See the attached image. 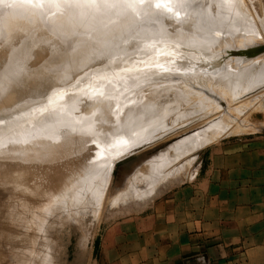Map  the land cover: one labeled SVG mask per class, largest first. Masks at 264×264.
<instances>
[{
	"label": "rangeland",
	"instance_id": "374dc122",
	"mask_svg": "<svg viewBox=\"0 0 264 264\" xmlns=\"http://www.w3.org/2000/svg\"><path fill=\"white\" fill-rule=\"evenodd\" d=\"M22 1L23 0H12V1L11 0L10 1L9 0H6V1L0 0V4H2V5H0V15H1V18H0V23H1V25H0V30H1L0 31V50H1L0 51V59H1L0 60V69L2 68V70H0V119L5 120L4 122H0V133L3 132V129H1V128H6L8 125H12L16 128L19 124H22L24 122V120H26L30 116V114H27V112L30 109H31L30 111L33 112V114H31V115H35L36 120H35V123L30 126V128L29 127L23 128L22 133H21L22 134L21 138H17L18 137L17 136V137H13V139L11 140L12 137H10V135H7L8 138L4 139L2 137L0 139V142H1L0 143V146H1L0 147V154H1L0 159L2 161L3 160L5 161L7 158V160L5 162L3 161L5 163V166L3 165V162L0 160V165L2 164L1 169H0L1 170L0 173L1 174L4 173L2 175L6 176L5 179H3V180L0 179V181H1L0 182V264H95L94 263V256H93L94 250H95L94 245H93L95 242V237L108 223H110L112 220L116 219L118 216L123 214V212H125L128 207L133 206V205L138 204V203H141L145 198L156 196L163 190L173 188L175 186H178L182 183L189 181L190 179H192L193 175L196 174L197 169L201 168L209 159H211L212 156L214 157L215 154H218L215 150L218 149L219 147H221L223 144H227L229 142H235V141H238L239 139H241V140H258L260 138H264V87H263L264 82H261L262 84L255 83L252 86L249 85L248 87L243 88V90L239 94H237L238 96L237 95H234L235 97L229 96V98H227V99L221 92H219L220 93L219 94L218 93L219 90L216 87H214L213 84L211 85L209 82L206 83V85L204 83L201 84V82H199L200 85L198 83L188 84L189 82H187V81H189L188 80L189 79L188 74H200V72L205 70V68L203 66L206 67V71H209L210 69H211L210 71H212L214 69L213 70L214 72L216 70H217L216 72H221V71H224L226 69L227 71L225 70L224 72L226 73V75L228 77L230 75V78H232V76L234 78L235 77L234 73L235 74L239 73L238 72L239 70L241 71L240 73L247 74L248 71H253V70L255 71L256 70L255 72H257V70L261 69L260 68V67H262L261 64L264 65V58H263L264 48L261 49L260 51H257L256 49L264 44V42H263L264 41V36H263V32H264L263 31L264 30V24H263L264 23L263 22L264 21V0H240V5L238 6V8H236L232 12L229 11L230 10L229 7H228L229 10H228L226 7H223V6H221V4H218L216 2L217 0H212L211 7L215 11V13H217L219 16L221 15V17L226 16V18H228L227 20H223L221 18L213 19L215 21L212 20L213 22H215V24L217 23V24L221 25V27L223 29L220 31L228 30V28H229V30H231V32L237 31V33L245 35V36L242 35L241 37L239 36L237 38H236V36H235V38L231 37L230 40H228L225 44H222L219 48H217L218 50L215 49V51L210 46L211 43L206 44L204 41H196L195 40L197 37V34L189 31L190 30L189 28L191 27V22H190L189 17H192L194 14L193 8L188 9V11L185 14H182V12L179 11V9H180L179 3H174L172 5V7L174 9V13H167V15H165L163 17V11H165V10L161 9V8L160 9L154 8V2H151L152 4H150V2H148L147 0H145L144 5L141 3H136L134 8L133 7L128 8L127 4L125 3L123 6L122 13H119V14L108 12L109 10L111 11L112 9L115 10V6H113L114 5L113 2H110L106 5L105 3L100 2V0L99 1L98 0H82V2H81V0H76V1L75 0H60V1L59 0H54V1L53 0H38V2H36V0H34L33 5H32V3H27V2L25 3L24 1L23 2ZM207 1H209V0H200L198 5L199 6L206 5L205 3ZM39 2H40V4H39ZM147 3H149V5ZM28 4H29V6H28ZM63 4H65V5H63ZM38 5H40V6H38ZM62 5H63V7H62ZM109 5H111V6H109ZM15 7H17V8H15ZM19 8H20V10H19ZM54 8H55V10L57 9L56 10L57 14H55ZM88 8H89V10H88ZM147 8H149V9H147ZM176 8H179V9H176ZM223 8H225V10ZM58 9H60V10H58ZM18 10L22 13H20ZM33 10L34 11L36 10V11L34 12ZM221 10H223V11L221 12ZM13 11L15 13V14L13 13L14 15L12 14ZM29 11H30V13H29ZM73 11H75V13H72ZM91 11H93V12H91ZM178 11L181 15V16L179 15V17H177L175 15V12H178ZM129 12L132 14H130ZM27 13H29V14H27ZM129 15L132 17H130ZM182 15L185 17V19L181 18ZM22 16H23V18H22ZM27 16H28V18H27ZM66 16H67V18H66ZM73 16H75V17H73ZM160 17L161 18L163 17V18L161 19ZM197 17H198V15H197ZM2 18H3V20H1ZM195 18H196V16H195ZM115 19H117V20H115ZM123 19H126V20H124V22L122 23L123 25L119 26L118 23L121 22L119 20H123ZM168 19H170V20H168ZM3 21H5V23ZM160 21H161V24L163 23V21H164V23L166 21V23H165L164 27H161V29H158V27L160 25ZM169 21H171V22H169ZM173 21H175V22H173ZM64 22H66V24ZM108 23H109V25H108ZM154 23H158V24H154ZM172 23H174L173 26H172ZM185 23H186V27H184L182 29L181 26ZM226 23H228V24H226ZM96 24H97V26L98 25L99 26L97 27ZM235 24H236V26H235ZM244 24L246 27L244 26ZM116 25H118V27H116ZM223 25H224V27L225 26L226 27L224 28ZM13 26H15V27H13ZM150 26H152V27H150ZM198 26H201V24L199 23ZM230 26H231V28H230ZM252 26H253V28H252ZM1 27H2V29H1ZM7 27H8V29H7ZM165 27L167 30L166 29L164 30ZM171 27H173L174 29ZM243 27L245 28V30H242V29H244ZM169 29H170V31H169ZM112 31L114 33H112ZM162 31H166L167 34H169L173 38V41H177L176 42L177 44L180 42L183 45H185L186 41H191L190 42V48L187 47L188 49L186 48V50L188 51V53L191 52L190 54H192L193 59L191 61H189L190 64L187 63L186 65L185 64L181 65V66H183L182 70H177V71L174 70V72H173L172 71L173 69H170V67L166 70H163L162 66L164 64H166L165 63V60H166L165 56L159 58V60H161L162 63L159 61L157 63L155 62V64L152 65L149 63V61H147V59H148L147 53L145 54V51H144V48L147 46L146 43L154 42L153 40H155L156 34H158L159 32H162ZM218 33H220V32L218 31ZM183 34H185L187 36L186 37L187 39L181 41L180 37ZM254 34H255V36H254ZM256 34H257V36L259 35V37H257ZM147 35H149V36L147 37ZM251 35L254 36V37H252V40H248V39L245 40V38H248ZM13 36H15V38H12ZM94 37H95V39H94ZM243 37H245L244 38L245 41L243 40ZM150 39H152V41H150ZM232 39H234V40H232ZM246 41H250V42H246ZM195 42H197V43H195ZM135 43H136V45H135ZM248 43H250V44H248ZM253 43H255V44H253ZM143 45L145 47H143ZM244 45H245V47H244ZM246 45H248V46H246ZM80 46H82V47H80ZM241 46H243L244 48L243 47L241 48ZM57 47H59V48L57 49ZM221 47H223V48H221ZM157 48H159V47L155 46L156 52L157 51L160 52L159 50H157ZM181 48L185 49V47H183V46ZM7 50H8V52H7ZM12 50L15 52H13ZM145 50L147 52V50H148L147 47L145 48ZM214 53H215V55H214ZM216 53H218V54H216ZM158 54H161V53H158ZM8 57H11V58H8ZM199 57H200V59H199ZM260 57H261V59H260ZM12 58H14L15 61H13ZM231 58H233V59H231ZM245 58H246V60H245ZM108 59H109V61H108ZM234 59H235V61H234ZM110 60H111V62H110ZM113 61H114V63H113ZM192 62H193V64H192ZM225 62L227 63V65ZM115 63H116V65H115ZM120 63L122 65H120ZM128 63H129V65H128ZM239 63H241V64H239ZM251 63H252V65L250 66ZM222 64L225 65V68ZM29 65H30V68H29ZM101 65H103V66H101ZM139 65L141 66L140 69L138 67ZM201 65H202V68H201ZM239 65H241V67ZM253 65H254V67H253ZM6 66H7L8 71L6 70L7 72L6 71L4 72L3 70ZM116 66L118 67V70H116L117 69ZM129 66H131V67H129ZM248 66H250L252 68L249 69L250 67H248ZM12 67H14V68H12ZM24 67L26 69L29 68L30 71L26 70ZM106 67H107V69H106ZM123 67H128V69L125 70V68H123ZM184 67H185V69H184ZM236 67H238L239 70ZM233 69H234V71H233ZM235 69L237 71H235ZM9 70H11V71H9ZM162 70H163V72L159 73ZM126 71L129 72V75L132 76V78L137 79L136 85L141 87V90L143 91V93L146 92L145 94H149V95L152 94L151 99H152V97H153V99L152 100L150 99L149 103L151 102L154 105L156 104L155 107L152 104L150 106V108H151L150 113H152V115H150V113L148 112V113H146L147 115L145 116V114L143 115V113H142L143 110L140 111L141 117H138V119L136 118L134 120V122L131 123V125L135 123V125H133L134 127L132 126L130 128L131 131H129L130 129H127L125 131H119L118 135L115 136L116 142L124 140V141H127L128 143L126 145H124V144L117 142L115 148H112L113 150H111L110 148L107 149L106 147H104V146H106V143H105V140H103L104 139L103 137L102 138L98 137L99 140L98 139L90 140L91 143H90V141H86L85 144H87L89 142L87 145H93V148H91L90 146L89 147L86 146L84 143L76 141L75 138L77 135L80 136V135L86 134V133H88L89 135L90 134L91 135H93V134L97 135L98 134L99 136L100 135L104 136L105 131H107L105 129V127H107V125H111L112 124L111 121L114 119L117 121L120 119L121 121L119 120L120 122L118 121L116 123L117 124L121 123L120 125L124 126L123 122H125L128 119V117H127V119H126V117L124 118V116H126V114L124 112H123L124 113L123 114L122 110L125 111L126 107L123 106L121 109L120 108H118V110L116 109V104L121 102V98H122L121 93L117 87L124 85V83H123V81L119 80V82L115 84V78L119 76V73L121 74L122 72H126ZM232 71H233V73H232ZM27 73H29V75ZM32 73H33V75H32ZM179 73H180V75H179ZM10 74H11V76H10ZM147 74H150L151 77L148 76ZM129 75L127 76L128 79L130 77ZM108 76H110V78ZM145 76L149 77V79L147 78V80H146ZM158 77L161 78L162 80L159 79ZM176 77H178L179 79ZM126 78H124V79H126ZM152 78H154L155 80ZM158 79H159V81L161 80V82H159ZM143 80H145L144 86H141L143 83L142 82ZM165 80H167V81H165ZM183 80L185 81V84H183V82H184ZM125 81H127V80H125ZM179 81H181V82H179ZM107 82H109V83H107ZM13 83L14 84L16 83L15 84L16 88H15V85ZM152 83H153V85H152ZM166 83H167V85H165ZM147 84L149 86H147ZM171 84H174V86H171ZM201 85H202V87H201ZM86 86H87V88H86ZM156 86H157V88L159 86H161V87H159V89H156ZM175 86L177 87V89ZM189 86L191 88H189ZM206 86H207V89H206ZM208 86L211 87L213 90L212 89L209 90ZM250 86L252 87V89ZM254 86H255V88H254ZM194 87H195V89H194ZM116 88H117V90H116ZM146 88H147V90L145 91ZM3 89H5L6 91ZM183 89H185V90H183ZM60 90H66L65 95H63L62 97L57 95V93ZM154 90H155V92L153 93ZM193 90L203 91V92H205V90H207V93L209 95H211V99H213V101L215 103L217 102L216 103V109H213V111H211V112L208 111L206 113L205 112L203 113L202 110H204V109L201 108L200 111L202 112L201 113L202 116L200 115L199 119H197L194 122L191 120L193 117H195V116L191 117V114H192L191 111L195 110L194 109L195 104L193 103V101H195V102L202 101L203 96L200 95V96H196V97L192 98L195 100H189L188 98L185 99L186 97L190 98L189 94H191V92ZM95 91H96V93H95ZM90 92H93V93H90ZM245 92L247 94L248 93L249 94L247 95ZM94 93H95V95H94ZM107 94H108V96H107ZM242 94H246V95H242ZM216 95H219V96L217 97ZM221 95L224 98H219V97H221ZM88 96H90V97H88ZM93 96H95V97H93ZM24 98H25V100H24ZM97 98H98V100H97ZM110 98H112L111 102L109 100ZM118 98H120V99H118ZM234 99H236V100H234ZM185 100L187 103L184 102ZM226 100H227V102L229 101V103H231L229 105V108H228V106H226L227 105ZM230 100H232V101L230 102ZM189 101H191V102H189ZM224 101H225V103H224ZM90 103L93 106L89 105ZM106 103H107V106H106ZM185 103H186V105H185ZM243 103L246 104L247 108H245L246 106L245 107L241 106V104L243 105ZM17 105H20V107ZM87 105H89V106H87ZM99 105H100V107L101 106L102 107L100 108ZM69 106H70V108H68ZM97 106H98V108H97ZM103 106H106V107H103ZM111 106H113V107H111ZM157 106H158V108H157ZM235 106L239 107V108H236L237 109L236 110ZM259 106L261 108H259ZM82 107H84V108H82ZM95 107H96V109H95ZM114 107H115V110H114ZM180 107H182V108L180 109ZM240 107H242L243 109H246V110H244V112L241 113L239 110H243V109H241ZM77 108H78V110H77ZM102 108L104 109L103 113L101 112V111H103ZM105 108H107L108 110ZM152 109H153V111H152ZM188 109L190 110V113H188L189 112ZM61 110H63V111L65 110V112H67L68 114H73L74 116L76 115V117H78V118H75V120L73 119L74 121L73 120L72 121L74 122V124L77 123V125L73 126L72 121L71 122L70 121L65 122L69 115L68 116L64 115V117L60 116L56 120V116L59 113V111H61ZM21 111H23V112L20 113ZM107 111L109 113L111 112L110 114L112 116L109 113H107ZM162 111H163V113H162ZM180 111L182 112V114ZM78 112H80V113H78ZM98 112H100L99 113L100 116H99ZM183 112L185 115L183 114ZM94 113L97 115H94ZM119 113H120V115L122 113L121 116L123 118L120 115H117ZM222 113H224V114L226 113L227 118L232 119L231 124H233L236 121H240L241 125L244 126L245 130L243 129V127H241L242 129L234 132L233 129H231V131H230L229 128L228 129L227 128H220L218 130L221 131L222 134L219 137H217L216 139H214L213 141H211L207 144H204L203 146H201L199 148L197 147L194 150H191L189 152H185V148H184V146H182L181 143L185 142V141H190L191 137L193 139L196 138V136L198 134H199V136H203L205 133H207V130L206 131L204 130L205 126H207L208 124L211 123V121L209 122V120L212 119L214 122L215 120L219 121L220 119H222L220 121H223L225 119L226 114L224 116V114H222ZM101 114H103V116H101ZM233 114H235V115L233 116ZM89 115L91 116V118ZM108 115L110 118L109 120H108ZM194 115H197V114H194ZM105 116L107 117V120H106ZM113 116H114V118H113ZM116 116H119V117H116ZM143 116H145L144 117L145 119H143ZM180 116H181V118H180ZM230 116H232V117H230ZM85 118H88L89 121H88V119L85 120ZM103 118H104V120H103ZM130 118H132V116ZM237 118L239 120H237ZM98 119H99V122H97ZM189 119H190V121H189ZM81 120H83V122ZM181 120H184V121H181ZM57 121H58V125H56ZM104 121L106 123H104ZM153 121H158V122H153ZM160 121L162 123H164L165 125L164 124L161 125L162 123H159ZM100 122H102V123H100ZM127 122L128 121H126L125 123H127ZM64 123H66V125H68V126H66V125L64 126ZM69 123L70 124L72 123L71 126ZM97 123H99V124H97ZM136 123H137V127H136ZM156 123L160 124V126H158ZM229 123H230L229 121L228 122L226 121L225 124L230 125ZM243 123H245V125ZM91 124H94V125H91ZM138 124H139V126H138ZM150 124H151V126H148ZM152 124H153V126H152ZM154 124H155V128H154ZM204 124H205V126L203 127ZM53 125H54V127H53ZM95 125H96V127H94L95 129L91 128ZM167 126H169V127H167ZM245 126H247V127H245ZM69 127H71V128L69 129ZM81 127H82V129H81ZM144 127H145V129H144ZM160 127H162L163 129ZM27 128H29V129H27ZM48 128H49V130H48ZM146 128H148V129L146 130ZM151 128H154L155 130L151 129ZM41 129H44V131ZM45 129H47V130H45ZM50 129H52V130H50ZM60 129H62V130L60 131ZM75 129H77V130H75ZM137 129H139L140 131H138ZM39 130H41L40 135H39V132H40ZM93 130H94V132H93ZM145 130H146V132H145ZM74 131H75V134H74ZM95 131H96V133H95ZM44 132L46 135L44 134ZM149 132L152 133L153 135L150 134ZM18 133L19 132H14L13 135H16V134L18 135ZM59 134L62 136H60ZM146 134H148V135L145 136ZM156 134L157 135L160 134V135L153 139V137H155ZM50 135H51V137H50ZM63 135H65V136H63ZM136 135H138V137H136ZM7 136H5V137H7ZM119 136L121 139L119 138ZM149 136L152 138H148ZM146 137H147V139H145ZM23 138H24V141H23ZM6 139H8V140H6ZM46 139L49 141H47ZM68 139H72L71 145H72V147L74 145L73 148H75L74 153H72V154H71L70 150H73V148H70L69 151H68V149H66V147L63 148L64 147L63 145L65 144L64 141L65 140L68 141ZM101 139H102V141H100ZM137 139L139 140V142ZM140 139H142V140H140ZM149 139H151V140H149ZM1 140H4V141H1ZM9 140H11V141L8 142ZM52 140H55V141H52ZM59 140H60V142H58ZM135 140H136V142H135ZM20 141L22 143L19 145H16V142H20ZM38 141H39V143H38ZM179 141H180V143H179ZM2 142H3V144H2ZM56 142H57V144H55ZM27 143L28 144L30 143V145L28 146ZM36 143H38V144H36ZM131 143L133 145H134V143H136L135 144L136 146L135 145L133 146ZM9 144H11V145H9ZM26 144L28 147L26 146ZM33 144H34V146H33ZM77 144L79 145V147ZM3 145H5V146H3ZM45 145H47V146H45ZM59 146L61 149L59 148ZM101 146H103V148ZM11 147H12V149H14L13 151H12V149H11V151L8 150V148L10 149ZM39 147H41V148H39ZM54 147H56V148H54ZM77 147H78V150H76ZM94 147H96L95 149L98 151H99V147H100L101 152L100 151L98 152L96 150L95 151L91 150V149H94ZM3 148H4V150H3ZM28 148L30 149V151H28L29 150ZM31 148L34 150H32ZM53 148H54V150H53ZM51 149L53 150V152L51 151ZM59 149L62 151H59ZM5 150H6L7 154L5 153ZM45 150H47V151L50 150V151L49 152L46 151V153H47L46 154ZM107 150H108V152H107ZM17 151H19V152H17ZM25 151H28V152H25ZM31 151H32V153H31ZM42 151H44V152H42ZM85 151H87V154H89V155H87ZM9 152H10V154H9ZM11 152L12 153L15 152V154H20V157H23L24 154H25V156H28V157L33 156L34 159H33V162L31 163L32 166H33V163H36V164H34L33 169L31 167V164H29V166H28V164L26 165V164L22 163L20 160H19V162H20L19 163L18 162L19 158L17 157L18 155H15L14 153L12 154ZM37 152L38 153L40 152V153L38 154ZM41 152L43 155L41 154ZM55 152H57V153H55ZM76 152H78V153H76ZM81 152H82V154H81ZM83 152H84V154H83ZM35 153H36V155H35ZM194 153H195V155H194ZM40 154H41V156H40ZM80 154L82 156H80ZM91 154H93V155H91ZM94 154H97V156ZM192 154L194 156H192ZM2 155H3V157H2ZM6 155H7V157H6ZM37 155H38V157H37ZM44 155H48V156H44ZM70 155H72V156H70ZM74 155H75V158H74ZM162 155H164V156H162ZM12 156L14 159L11 158ZM15 156L17 157V159ZM50 156H51V158H50ZM87 156H89V158ZM117 156H119L120 159L114 161L113 157H117ZM166 156H168L167 157L168 159L166 158ZM171 156H173V157H171ZM8 157L11 159V160H9L10 162L8 161V159H9ZM41 157L43 159H41ZM72 157H73V161L71 160ZM77 157H78V159H76ZM86 157H87V161H86ZM35 158H37V159H35ZM93 158H94V161H93ZM96 159H97V162L99 159H100V161L97 163V162H95ZM103 159L105 162L103 161ZM161 159H163V160H161ZM36 160H38V161H36ZM55 160H57V161H55ZM59 160L62 161V163L59 162ZM64 161H69V162L68 163L65 162V164H64L63 163ZM90 161H91V163H90ZM106 161H107V164H106ZM16 162H18L19 165H17ZM54 162L57 165L56 169L53 167L51 168L50 166H46V167L44 166V165H46V163H52V165H53ZM73 162H76V164ZM77 162H79V163H77ZM82 162H85V164L86 163L87 164L85 165ZM89 163H90V165H88ZM162 163H163V165H162ZM166 163H169V164H166ZM23 164H24V166H23ZM37 164H38V166H37ZM39 164H41V165H39ZM98 164H99V167H97ZM10 165H11V168H10ZM76 165H78V167ZM91 165H93L94 167L96 165L97 166H96V168H94ZM157 165H158V167H155ZM7 166L9 167L8 171L10 169H12V170H10L11 172L14 171L13 174H11L10 171L8 173V171L6 170L8 168ZM14 166H16V167H14ZM42 166H43L44 170H43V168H41ZM149 166H151V167H149ZM34 167H37V168H34ZM65 167H67L68 170ZM91 167H93V168H91ZM154 167H155V170H154ZM163 167H164V169H162ZM75 168H76V170H75ZM81 168H82V170H81ZM157 168H159L160 170ZM79 169H80V171H79ZM161 169H162L163 173H161L162 172ZM41 170H42L43 175H41ZM56 170H58V171H56ZM95 170H96V173H95ZM102 170H104V171H102ZM157 170H158V172H157ZM19 171H20V173H18ZM37 171H38V175H40V176H38L37 174H34V173H37ZM43 171H45L48 175H49V173H51V175L48 176L47 174H45V172L43 173ZM76 171H77V173H76ZM30 172H31V174H30ZM108 172H109V178H108ZM148 172H150V173H148ZM156 172L159 175L156 174ZM27 173H28V175H27ZM134 173H136V174L134 175ZM147 173H148V175H147ZM153 173H154V175H153ZM20 174L22 176L24 175L25 180L29 178L28 186L30 188H28L27 186L26 187L23 186V189H22L23 183L20 184V186H19V184H16V182H18L20 180V178H19V177H21ZM44 175H46V177H44ZM67 175L70 177H68ZM81 175L83 177H80ZM57 176H59V178ZM100 176H102V177H100ZM7 177L9 180L7 179ZM84 177H86V179ZM94 177L96 180L94 179ZM70 178H72V179H70ZM129 178H131V179H129ZM156 178H157V180H155ZM43 179H45V180H43ZM142 179L144 181H142ZM146 179H148V180H146ZM14 180H16V181H14ZM94 180H95V182H94ZM97 180H98V185H97ZM80 182H81V184H80ZM82 182H83V184H82ZM103 182H105V183H103ZM126 182H128V183H126ZM14 183H15V185H14ZM144 183H146L147 186H145L146 184H144ZM148 183H149V185L150 184H152V185L148 186ZM57 184H58V186H56ZM105 184H106V186H105ZM133 184L135 185L134 187H132ZM54 185H55V187H54ZM95 185H97V186H95ZM137 185H139V186H137ZM17 186H19V187L17 188ZM76 186H78V187H76ZM141 186L143 189L141 188ZM31 187L36 188L37 191L36 190L34 191L33 188H31ZM87 187H88V189H87ZM128 187L129 188L132 187V188L129 189ZM135 187H137V188H135ZM139 187H140V189H139ZM152 187H153V189H150ZM98 188H99V191H98ZM141 189L143 190V192ZM94 191H96V192L94 193ZM77 192H79V193L77 194ZM127 192H128V194H127ZM138 192H139V195H138ZM136 194L138 197L136 196ZM91 196H93L94 198ZM72 197H73V199H72ZM83 197H85V198H83ZM120 197H121V199H120ZM9 198H11L12 202H10ZM115 199H116V201H115ZM112 201H113V204H112ZM81 203H82V205H79ZM91 204H93V205H91ZM64 207H66V208H64ZM94 207H96V208H94ZM84 208H86V209L84 210ZM54 209H55V211H54ZM58 209H59V211H58ZM51 210H52V212H51ZM91 210H93V211H91ZM80 211H82V212H80ZM75 214H76V216H75ZM29 217H31V219ZM14 248H16V249L19 248V249L13 250ZM18 250L19 251L21 250V251L18 253V255H16L17 256L16 257L15 254H17ZM20 253L21 254L23 253V254L21 255ZM19 254L21 257H19ZM21 259L23 260V262H21Z\"/></svg>",
	"mask_w": 264,
	"mask_h": 264
},
{
	"label": "crops",
	"instance_id": "0c3cea01",
	"mask_svg": "<svg viewBox=\"0 0 264 264\" xmlns=\"http://www.w3.org/2000/svg\"><path fill=\"white\" fill-rule=\"evenodd\" d=\"M192 179L127 208L95 264H264V138L223 144Z\"/></svg>",
	"mask_w": 264,
	"mask_h": 264
},
{
	"label": "bare ground",
	"instance_id": "6f19581e",
	"mask_svg": "<svg viewBox=\"0 0 264 264\" xmlns=\"http://www.w3.org/2000/svg\"><path fill=\"white\" fill-rule=\"evenodd\" d=\"M6 1V0H5ZM10 1V0H9ZM12 1V0H11ZM24 1V0H23ZM22 1V2H23ZM54 1V0H53ZM60 1V0H59ZM76 1V0H75ZM99 1V0H98ZM148 2H150V4H152L151 2H154V0H147ZM146 1V2H147ZM17 2V1H16ZM68 2V1H67ZM66 2V3H67ZM81 2H82V0H81ZM110 2H113L114 3V5L113 6H115V10H109L108 12H111V13H117V14H119V13H122V10H123V6H124V4H125V1L124 0H108V3H110ZM193 2V3H192ZM200 2V0H176V2L175 3H179V6H180V9L179 8H176V9H179V11L180 12H182V14H185L187 11H188V9H190V8H193V12H194V14H193V16L192 17H189V19H190V22H191V27L189 28L190 30V32H193V33H195V34H197V37H196V41H204L206 44L207 43H211V47L213 48V50L215 51V49H217V48H219L222 44H225L228 40H230L231 39V37L233 38H235V36H236V38L237 37H241L242 35L243 36H245L244 34H239V33H237V31L236 32H234V31H232L231 32V30H229V28H228V30H223V31H220V30H222L223 28L221 27V25L220 24H215V22H213V21H215V20H213V19H219V18H221V19H223V20H227L228 18H226V16L225 17H221V15L219 16L217 13H215V11L212 9V7H211V5H212V0H209V1H207L205 4L206 5H203V6H199L198 5V3ZM218 4H221V6H223V7H226L228 10H229V8H230V12H232L233 10H235L236 8H238V6L240 5V0H217L216 1ZM20 3V2H19ZM26 3V2H25ZM24 3V4H25ZM34 3V2H33ZM33 3H32V5H33ZM84 3V2H83ZM13 4V3H12ZM39 4H40V2H39ZM44 4V3H43ZM72 4V3H71ZM99 4V3H98ZM148 5H149V3H147ZM0 5H2V4H0ZM14 5V4H13ZM26 5V4H25ZM60 5V4H59ZM58 5V6H59ZM63 5H65V4H63ZM63 5H62V7H63ZM140 5V4H139ZM143 5H144V3H143ZM22 6V5H21ZM27 6V5H26ZM28 6H29V4H28ZM38 6H40V5H38ZM36 7V6H35ZM95 7V6H94ZM127 7V6H126ZM229 7V8H228ZM15 8H17V7H15ZM14 8V9H15ZM31 8V7H30ZM38 8V7H37ZM87 8V7H86ZM85 8V9H86ZM129 8V7H128ZM134 8V7H133ZM155 8V7H154ZM34 9V8H33ZM71 9V8H70ZM94 9V8H93ZM101 9V8H100ZM147 9H149V8H147ZM161 9H163V8H161ZM182 9V10H181ZM222 9V8H221ZM224 10H225V8H223ZM10 10V9H9ZM19 10H20V8H19ZM18 10V11H19ZM30 10V9H29ZM54 10H55V8H54ZM57 10V9H56ZM56 10L54 11L55 12V14H57L56 13ZM58 10H60V9H58ZM81 10V9H80ZM88 10H89V8H88ZM23 11V10H22ZM34 11V10H33ZM36 11V10H35ZM34 11V12H35ZM66 11V10H65ZM83 11V10H82ZM148 11V10H147ZM155 11V10H154ZM178 11V12H179ZM223 10H221V12H222ZM7 12V11H6ZM9 12V11H8ZM20 12V11H19ZM25 12V11H24ZM28 12V11H27ZM32 12V11H31ZM59 12V11H58ZM79 12V11H78ZM91 12H93V11H91ZM103 12V11H102ZM105 12V11H104ZM228 12V11H227ZM10 13V12H9ZM14 13V11L12 12V14ZM20 13H22V12H20ZM29 13H30V11H29ZM29 13H27V14H29ZM33 13V12H32ZM49 13V12H48ZM52 13V12H51ZM63 13V12H62ZM72 13H75V11H73ZM89 13V12H88ZM95 13V12H94ZM130 13V12H129ZM161 13V12H160ZM173 13H174V11H173ZM15 14V13H14ZM13 14V15H14ZM19 14V13H18ZM130 14H132V13H130ZM148 14V13H147ZM152 14V13H151ZM223 14V13H222ZM231 14V13H230ZM31 15V14H30ZM59 15V14H58ZM62 15V14H61ZM68 15V14H67ZM74 15V14H73ZM77 15V14H76ZM83 15V14H82ZM86 15V14H85ZM84 15V16H85ZM94 15V14H93ZM127 15V14H126ZM149 15V14H148ZM153 15V14H152ZM165 15H167V12L166 11H163V17L165 16ZM170 15V14H169ZM197 15H198V17H197ZM3 16V15H2ZM7 16V15H6ZM11 16V15H10ZM17 16V15H16ZM19 16V15H18ZM24 16V15H23ZM23 16H22V18H23ZM90 16V15H89ZM108 16V15H107ZM130 16V15H129ZM181 16V15H180ZM195 16H196V18H195ZM13 17V16H12ZM54 17V16H53ZM57 17V16H56ZM55 17V18H56ZM73 17H75V16H73ZM116 17V16H115ZM119 17V16H118ZM130 17H132V16H130ZM162 17V18H163ZM0 18H1V15H0ZM4 18V17H3ZM3 18L1 19V20H3ZM21 18V19H22ZM27 18H28V16H27ZM30 18V17H29ZM66 18H67V16H66ZM71 18V17H70ZM77 18V17H76ZM80 18V17H79ZM99 18V17H98ZM161 18V17H160ZM161 18V19H162ZM181 18H183V19H185V17L182 15V17ZM20 19V20H21ZM59 19V18H58ZM85 19V18H84ZM95 19V18H94ZM11 20V19H10ZM60 20V19H59ZM86 20V19H85ZM100 20V19H99ZM109 20V19H108ZM115 20H117V19H115ZM124 20H126V19H123V20H119V21H121V22H119L118 23V25L119 26H121V25H123L122 23L124 22ZM128 20V19H127ZM152 20V19H151ZM168 20H170V19H168ZM213 20V21H212ZM12 21V20H11ZM15 21V20H14ZM19 21V20H18ZM97 21V20H96ZM104 21V20H103ZM2 22V21H1ZM4 23H5V21H3ZM62 22V21H61ZM67 22V21H66ZM66 22H64L65 24H66ZM134 22V21H133ZM169 22H171V21H169ZM173 22H175V21H173ZM177 22V21H176ZM227 22V21H226ZM231 22V21H230ZM234 22V21H233ZM264 22V21H263ZM165 23H166V21H165ZM165 23H164V21H163V23L161 24V21H160V25H159V27H158V29H161V27H164L165 26ZM178 23V22H177ZM198 23V24H197ZM199 23L201 24V26H198L199 25ZM261 23V22H260ZM8 24V23H7ZM18 24V23H17ZM154 24H158V23H154ZM168 24V23H167ZM173 24L174 23H172V26H173ZM176 24V23H175ZM226 24H228V23H226ZM264 24V23H263ZM0 25H1V23H0ZM6 25V24H5ZM63 25V24H62ZM69 25V24H68ZM80 25V24H79ZM108 25H109V23H108ZM118 25H116V27H118ZM76 26V25H75ZM96 26H97V24H96ZM99 26V25H98ZM97 26V27H98ZM157 26V25H156ZM235 26H236V24H235ZM244 26H245V24H244ZM250 26V25H249ZM262 26V25H261ZM13 27H15V26H13ZM93 27V26H92ZM150 27H152V26H150ZM177 27V26H176ZM184 27H186V23L185 24H183L182 26H181V28L183 29ZM223 27H224V25H223ZM226 27V26H225ZM224 27V28H225ZM240 27V26H239ZM246 27V26H245ZM39 28V27H38ZM108 28V27H107ZM154 28V27H153ZM169 28V27H168ZM171 28H173V27H171ZM230 28H231V26H230ZM244 28V27H243ZM252 28H253V26H252ZM1 29H2V27H1ZM7 29H8V27H7ZM98 29V28H97ZM103 29V28H102ZM124 29V28H123ZM132 29V28H131ZM166 29V27L164 28V30ZM174 29V28H173ZM247 29V28H246ZM112 30V29H111ZM143 30V29H142ZM167 30V29H166ZM239 30V29H238ZM242 30H245V28L244 29H242ZM250 30V29H249ZM253 30V29H252ZM1 31V30H0ZM87 31V30H86ZM114 31V30H113ZM112 31V33H114ZM117 31V30H116ZM169 31H170V29H169ZM173 31V30H172ZM177 31V30H176ZM199 31V32H198ZM218 31L220 32V33H218ZM248 31V30H247ZM264 31V30H263ZM142 32V31H141ZM145 32V31H144ZM185 32V31H184ZM240 32V31H239ZM245 32V31H244ZM243 32V33H244ZM257 32V31H256ZM255 32V33H256ZM97 33V32H96ZM73 34V33H72ZM149 34V33H148ZM153 34V33H152ZM15 35V34H14ZM174 35V34H173ZM149 35H147V37H148ZM152 36V35H151ZM155 36V35H154ZM254 36H255V34H254ZM254 36H249L248 38H245V37H243V40H244V38H245V40L246 39H248V40H252V37H254ZM256 36H257V34H256ZM263 36H264V32H263ZM262 36V37H263ZM82 37V36H81ZM180 37V36H179ZM187 36L185 35V34H183L180 38H181V41L182 40H186L187 38H186ZM257 37H259V35L257 36ZM12 38H15V36H13ZM93 38V37H92ZM11 39V38H10ZM94 39H95V37H94ZM114 39V38H113ZM157 39V40H156ZM194 39V38H193ZM254 39V38H253ZM190 40V39H189ZM232 40H234V39H232ZM231 40V41H232ZM244 40V41H245ZM255 40V39H254ZM150 41H152V39H150ZM154 42H149V43H146L147 44V52H146V50H145V46L143 45V47H145L144 48V51H145V54L147 53V61H149V63L150 64H155V62L157 63V62H161V60H159V58H161V57H164L165 56V58H166V60H165V63L166 64H164L163 66H162V68H163V70H166V69H168L169 67H170V69H173L172 71L174 72V70H182L183 69V66H181V65H186L187 63H189V61H191L193 58H192V54H190V53H188V51L186 50V48L187 47H189L190 48V42L191 41H186V43H185V45H183L182 43H176L177 41H173V38L169 35V34H167V32L166 31H162V32H159L158 34H156V36H155V40H153ZM157 41V42H156ZM80 42V41H79ZM189 42V43H188ZM233 42V41H232ZM246 42H250V41H246ZM245 42V43H246ZM264 42V41H263ZM160 43V44H159ZM195 43H197V42H195ZM194 43V44H195ZM230 44V43H229ZM248 44H250V43H248ZM253 44H255V43H253ZM135 45H136V43H135ZM3 46V45H2ZM74 46V45H73ZM133 46V45H132ZM155 46H158L159 48H157V50H159L160 52H156V49H155ZM185 47V49H182L181 47ZM227 46V45H226ZM230 46V45H229ZM228 46V47H229ZM246 46H248V45H246ZM10 47V46H9ZM80 47H82V46H80ZM130 47V46H129ZM243 46H241V48H242ZM244 47H245V45H244ZM243 47V48H244ZM59 47H57V49H58ZM84 48V47H83ZM192 48V47H191ZM221 48H223V47H221ZM252 48V47H251ZM264 48V44L263 45H261L259 48H257L256 50L257 51H260L261 49H263ZM78 49V48H77ZM137 49V48H136ZM140 49V48H139ZM142 49V48H141ZM188 49V48H187ZM6 50V49H5ZM109 50V49H108ZM218 50V49H217ZM1 51V50H0ZM4 51V50H3ZM11 51V50H10ZM9 51V52H10ZM13 51V50H12ZM7 52H8V50H7ZM13 52H15V51H13ZM39 52V51H38ZM141 52V51H140ZM211 52V51H210ZM221 52V51H220ZM244 52V51H243ZM21 53V52H20ZM70 53V52H69ZM158 53H161V54H158ZM222 53V52H221ZM34 54V53H33ZM66 54V53H65ZM138 54V53H137ZM195 54V53H194ZM216 54H218V53H216ZM223 54V53H222ZM226 54V53H225ZM261 54V53H260ZM25 55V54H24ZM28 55V54H27ZM53 55V54H52ZM114 55V54H113ZM143 55V54H142ZM214 55H215V53H214ZM63 56V55H62ZM219 56V55H218ZM15 57V56H14ZM21 57V56H20ZM55 57V56H54ZM69 57V56H68ZM137 57V56H136ZM142 57V56H141ZM214 57V56H213ZM231 57V56H230ZM241 57V56H240ZM7 58V57H6ZM5 58V59H6ZM8 58H11V57H8ZM164 58V59H165ZM196 58V57H195ZM198 58V57H197ZM263 58H264V55H263ZM13 59V61H15L14 60V58H12ZM11 59V60H12ZM18 59V58H17ZM21 59V58H20ZM57 59V58H56ZM66 59V58H65ZM199 59H200V57H199ZM231 59H233V58H231ZM260 59H261V57H260ZM1 60V59H0ZM114 60V59H113ZM227 60V59H226ZM237 60V59H236ZM245 60H246V58H245ZM248 60V59H247ZM259 60V59H258ZM257 60V61H258ZM20 61V60H19ZM54 61V60H53ZM59 61V60H58ZM108 61H109V59H108ZM234 61H235V59H234ZM9 62V61H8ZM22 62V61H21ZM33 62V61H32ZM64 62V61H63ZM74 62V61H73ZM110 62H111V60H110ZM227 62V61H226ZM225 62V63H226ZM65 63V62H64ZM113 63H114V61H113ZM142 63V62H141ZM162 63V62H161ZM234 63V62H233ZM254 63V62H253ZM259 63V62H258ZM263 63V62H262ZM28 64V63H27ZM32 64V63H31ZM104 64V63H103ZM118 64V63H117ZM143 64V63H142ZM190 64V63H189ZM192 64H193V62H192ZM224 64V63H223ZM222 64V65H223ZM235 64V63H234ZM239 64H241V63H239ZM261 64V63H260ZM11 65V64H10ZM13 65V64H12ZM19 65V64H18ZM21 65V64H20ZM115 65H116V63H115ZM120 65H122L121 63H120ZM128 65H129V63H128ZM226 65H227V63H226ZM231 65V64H230ZM252 65V63L250 64V66ZM257 65V64H256ZM259 65V64H258ZM23 66V65H22ZM101 66H103V65H101ZM114 66V65H113ZM158 66V65H157ZM224 66V68H225V65H223ZM240 67H241V65H239ZM250 66H248V67H250ZM261 66L262 67H260L261 69L260 70H257V72H255L253 69V71H248V73L247 74H243V73H240L241 71L238 69V67H236L239 71V73H237V74H235L234 73V75H235V77L233 78V76H232V78H230V75H229V77L226 75V73L224 72V71H221V72H214L213 70L212 71H206V67L205 66H203L204 68H205V70H203L202 72H200V74H188L189 75V81H187V82H189L188 84H196V83H198L199 84V82H201V84L202 83H204L205 85H206V83H210L211 85L213 84L214 85V87H216L219 91H218V93L219 92H221L225 97H226V99L227 98H229V96H232V97H235L234 95H237V94H239L242 90H243V88H245V87H248L249 85H253V84H255V83H260V84H262L261 82H264V65H262L261 64ZM19 67V66H18ZM109 67V66H108ZM117 67V66H116ZM129 67H131V66H129ZM139 67V69L141 68V66L139 65L138 66ZM228 67V66H227ZM253 67H254V65H253ZM4 68V67H3ZM6 68V69H5ZM4 68V72L7 70V66ZM12 68H14V67H12ZM25 68V67H24ZM29 68H30V65H29ZM29 68H25L26 70H29ZM114 68V67H113ZM123 68H125V70L126 69H128V67H123ZM122 68V69H123ZM192 68V67H191ZM190 68V69H191ZM201 68H202V65H201ZM200 68V69H201ZM233 68V67H232ZM243 68V67H242ZM252 67H250L249 69H251ZM258 68V67H257ZM9 69V68H8ZM103 69V68H102ZM106 69H107V67H106ZM136 69V68H135ZM138 69V68H137ZM184 69H185V67H184ZM218 69V68H217ZM241 69V68H240ZM0 70H2V68L0 69ZM25 70V71H26ZM116 70H118V67H117V69ZM120 70V69H119ZM163 70L162 71H160L159 73H161V72H163ZM187 70V69H186ZM199 70V69H198ZM202 70V69H201ZM2 71V72H3ZM8 71V70H7ZM6 71V72H7ZM9 71H11V70H9ZM30 71V70H29ZM110 71V70H109ZM108 71V72H109ZM134 71V70H133ZM191 71V70H190ZM189 71V72H190ZM220 71V70H219ZM227 71V70H226ZM233 71H234V69H233ZM233 71H232V73H233ZM235 71H237L236 69H235ZM3 72V73H4ZM135 72V71H134ZM149 72V71H148ZM193 72V71H192ZM36 73V72H35ZM38 73V72H37ZM115 73V72H114ZM168 73V72H167ZM198 73V72H197ZM231 73V72H230ZM28 75H29V73H27ZM102 74V73H101ZM151 74V73H150ZM150 74H147L148 76H150ZM3 75V74H2ZM32 75H33V73H32ZM124 75V76H123ZM129 75V72L128 71H126V72H122L121 74L119 73V76L118 77H116L115 78V84L116 83H118L119 82V80L120 81H123V83H124V85H122V86H119V87H117L118 88V90L120 91V93H121V102H119V103H115L116 104V109L118 110V108H122L123 106L124 107H126V109H125V111L124 110H122V113L124 112L125 114H126V116H124V118L126 117V119H127V117H128V119L126 120V121H128L127 123H125V122H123V124H124V126L122 125H120L121 123H119V124H117L116 122H118L117 120H112L111 121V125H107V127H105V129L107 130V131H105V133H104V136L103 135H89L88 133H86V134H82V135H77L76 136V138H75V140L76 141H79V142H81V143H86V141H90V140H96V139H98V137L99 138H104L103 140H105V143H106V146H104V147H106L107 149L108 148H110L111 150H113L112 148H115V146H116V143L118 142H116V140H115V136L116 135H118V133H119V131H125V130H127V129H130L133 125H135V123L134 124H132L131 125V123H133L134 122V120L137 118L138 119V117H141L140 116V114H141V112L140 111H142L143 110V115L145 114V116L147 115L146 113H150V106H151V102L149 103V101H150V99H151V96H152V94H145V93H143V91L141 90V87L140 86H137L136 84H137V79L136 78H132V76H130L129 77V79H128V76ZM179 75H180V73H179ZM10 76H11V74H10ZM27 76V75H26ZM165 76V75H164ZM168 76V75H167ZM172 76V75H171ZM174 76V75H173ZM178 76V75H177ZM186 76V75H185ZM31 77V76H30ZM105 77V76H104ZM109 78H110V76H108ZM121 77V78H120ZM127 77V78H126ZM134 77V76H133ZM146 77V76H145ZM151 77V76H150ZM32 78V77H31ZM124 78H126V79H124ZM147 78L149 79V77H146V80H147ZM159 78V77H158ZM170 78V77H169ZM176 78H178V77H176ZM152 79H154V78H152ZM151 79V80H152ZM159 79H161V78H159ZM159 79H158V81H159ZM168 79V78H167ZM175 79V78H174ZM179 79V78H178ZM184 79V78H183ZM23 80V79H22ZM125 80H127V81H125ZM155 80V79H154ZM157 80V79H156ZM162 80V79H161ZM161 80L159 81V82H161ZM101 81V80H100ZM144 81L145 80H143L142 82V85L141 86H144ZM153 81V80H152ZM165 81H167V80H165ZM164 81V82H165ZM175 81V80H174ZM184 81V80H183ZM182 81V82H183ZM28 82V81H27ZM34 82V81H33ZM74 82V81H73ZM139 82V81H138ZM163 82V83H164ZM171 82V81H170ZM177 82V81H176ZM179 82H181V81H179ZM178 82V83H179ZM99 83V82H98ZM103 83V82H102ZM106 83V82H105ZM107 83H109V82H107ZM148 83V82H147ZM158 83V82H157ZM14 84V83H13ZM16 84V83H15ZM14 84V85H15ZM27 84V83H26ZM34 84V83H33ZM177 84V83H176ZM183 84H185V81L183 82ZM182 84V85H183ZM12 85V84H11ZM25 85V84H24ZM29 85V84H28ZM110 85V84H109ZM119 85V84H118ZM151 85V84H150ZM152 85H153V83H152ZM165 85H167V83L165 84ZM181 85V84H180ZM200 85V84H199ZM107 86V85H106ZM147 86H149L148 84H147ZM171 86H174V84H171ZM250 86V87H251ZM13 87V86H12ZM18 87V86H17ZM22 87V86H21ZM91 87V86H90ZM140 87V88H139ZM155 87V86H154ZM159 87H161V86H159ZM159 87L157 88V86H156V89H159ZM176 87V86H175ZM181 87V86H180ZM201 87H202V85H201ZM209 87V86H208ZM257 87V86H256ZM264 87V86H263ZM15 88H16V85H15ZM86 88H87V86H86ZM117 88H116V90H117ZM189 88H191L190 86H189ZM254 88H255V86H254ZM11 89V88H10ZM85 89V88H84ZM112 89V88H111ZM155 89V90H156ZM176 89H177V87H176ZM194 89H195V87H194ZM206 89H207V86H206ZM210 89H212L211 87H209V90ZM251 89H252V87H251ZM2 90V89H1ZM3 90H5V89H3ZM89 90V89H88ZM101 90V89H100ZM103 90V89H102ZM141 90V91H140ZM147 90V88L145 89V91ZM149 90V89H148ZM155 90L153 91V93L155 92ZM183 90H185V89H183ZM190 90V89H189ZM213 90V89H212ZM247 90V89H246ZM250 90V89H249ZM6 91V90H5ZM11 91V90H10ZM17 91V90H16ZM106 91V90H105ZM88 92V91H87ZM151 92V91H150ZM8 93V92H7ZM86 93V92H85ZM90 93H93V92H90ZM95 93H96V91H95ZM95 93H94V95H95ZM117 93V92H116ZM211 93V92H210ZM246 93V92H245ZM74 94V93H73ZM109 94V93H108ZM108 94H107V96H108ZM220 94V93H219ZM247 94V93H246ZM246 94H242V95H246ZM249 94V93H248ZM247 94V95H248ZM2 95V94H1ZM79 95V94H78ZM102 95V94H101ZM112 95V94H111ZM110 95V96H111ZM115 95V94H114ZM120 95V94H119ZM154 95V94H153ZM186 95V94H185ZM190 95V98L189 97H186L185 99H189V100H195V99H192V98H194V97H196V96H200V95H202L203 96V99H202V101H198V102H195V101H193V103L195 104V110H193V111H191L192 112V114H191V117H193V116H195V117H193L191 120L194 122V121H196L197 119H199V117H200V115H201V108H203L204 110H202L203 111V113L205 112H208V111H213V109H216V103L213 101V99H211V95H209L208 93H207V90H205V92H203V91H195V90H193L192 92H191V94H189ZM17 96V95H16ZM45 96V95H44ZM91 96V95H90ZM90 96H88V97H90ZM97 96V95H96ZM105 96V95H104ZM103 96V97H104ZM117 96V95H116ZM142 98H141V97ZM217 97L219 96V95H216ZM238 96V95H237ZM65 97V96H64ZM93 97H95V96H93ZM120 97V96H119ZM245 97V96H244ZM72 98V97H71ZM100 98V97H99ZM199 98V97H198ZM202 98V97H201ZM219 98H224L222 95H221V97H219ZM242 98V97H241ZM240 98V99H241ZM23 99V98H22ZM83 99V98H82ZM85 99V98H84ZM107 99V98H106ZM111 99L112 98H110L109 100H110V102H111ZM118 99H120V98H118ZM152 99H153V97H152ZM151 99V100H152ZM184 99V98H183ZM243 99V98H242ZM24 100H25V98H24ZM70 100V99H69ZM74 100V99H73ZM80 100V99H79ZM90 100V99H89ZM97 100H98V98H97ZM105 100V99H104ZM108 100V99H107ZM234 100H236V99H234ZM23 101V100H22ZM78 101V100H77ZM84 101V100H83ZM91 101V100H90ZM96 101V100H95ZM114 101V100H113ZM118 101V100H117ZM232 100H230V102H231ZM243 101V100H242ZM28 102V101H27ZM183 102V101H182ZM184 102H186V100L184 101ZM189 102H191V101H189ZM226 102H227V100H226ZM241 102V101H240ZM245 102V101H244ZM63 103V102H62ZM74 103V102H73ZM86 103V102H85ZM94 103V102H93ZM97 103V102H96ZM113 103V102H112ZM187 103V102H186ZM186 103H185V105H186ZM224 103H225V101H224ZM237 103V102H236ZM247 103V102H246ZM65 104V103H64ZM75 104V103H74ZM184 104V103H183ZM231 103H229V101L227 102V105L226 106H228V108H229V105H230ZM239 104V103H238ZM71 105V104H70ZM81 105V104H80ZM89 105H91V103L89 104ZM89 105H87V106H89ZM113 105V104H112ZM152 105H154V104H152ZM156 105V104H155ZM155 105H154V107H155ZM17 106H19L20 107V105H17ZM68 106V105H67ZM73 106V105H72ZM82 106V105H81ZM91 106H93V105H91ZM106 106H107V103H106ZM106 106H103V107H106ZM110 106V105H109ZM115 106V105H114ZM183 106V105H182ZM189 106V105H188ZM238 106V105H237ZM241 106L242 107H245L246 106V104H244L243 103V105L241 104ZM99 107H100V105H99ZM102 107V106H101ZM100 107V108H101ZM111 107H113V106H111ZM218 107V106H217ZM242 107H240L241 109H243ZM68 108H70V106L68 107ZM72 108V107H71ZM80 108V107H79ZM82 108H84V107H82ZM97 108H98V106H97ZM157 108H158V106H157ZM182 107H180V109H181ZM236 108H239V107H236L235 106V109ZM245 108H247V106L245 107ZM249 108V107H248ZM258 108V107H257ZM259 108H261L260 106H259ZM67 109V108H66ZM88 109V108H87ZM91 109V108H90ZM95 109H96V107H95ZM103 109V108H102ZM105 109H107V108H105ZM113 109V108H112ZM124 109V108H123ZM145 109V110H144ZM149 109V110H148ZM192 109V108H191ZM31 110V109H30ZM28 111L27 112V114H30V118L28 117L26 120H24V122L22 123V124H19L16 128L14 127V126H12V125H8L6 128H1V129H3V132L2 133H0V139L3 137L4 139L5 138H8V136L7 135H10V137H12L11 138V140L13 139V137H17V138H21L22 137V130H23V128H26V127H29L30 128V126L32 125V124H34L35 123V120H36V116L35 115H31V114H33V112L32 111ZM70 110V109H69ZM77 110H78V108H77ZM108 110V109H107ZM114 110H115V107H114ZM178 110V109H177ZM189 110V109H188ZM187 110V111H188ZM237 110V109H236ZM244 110H246V109H243V110H239L241 113H243L244 112ZM27 111V110H26ZM71 111V110H70ZM80 111V110H79ZM101 111V110H100ZM152 111H153V109H152ZM183 111V110H182ZM199 111V112H198ZM224 111V110H223ZM23 111H21L20 113H22ZM69 112V111H68ZM75 112V111H74ZM96 112V111H95ZM102 113L104 112V109H103V111H101ZM114 112V111H113ZM120 112V111H119ZM145 112V113H144ZM181 112V111H180ZM226 112V111H225ZM231 112V111H230ZM235 112V111H234ZM70 113V112H69ZM78 113H80V112H78ZM77 113V114H78ZM88 113V112H87ZM100 112H98V114H99ZM107 113H109L108 111H107ZM111 113V112H110ZM109 113V114H110ZM118 113V112H117ZM122 113H121V115H122ZM123 113V114H124ZM157 113V112H156ZM159 113V112H158ZM162 113H163V111H162ZM188 113H190V110H189V112ZM228 113V112H227ZM19 114V113H18ZM85 114V113H84ZM89 114V113H88ZM181 114H182V112H181ZM183 114H184V112H183ZM194 114H197V115H194ZM222 114H224V113H222ZM226 114V113H225ZM225 114H224V116H225ZM229 114V113H228ZM236 114V113H235ZM235 114H233V116L235 115ZM64 115L66 116H68V118H67V120L65 121V122H71L73 119L75 120V118H78V117H76V115L74 116L73 114H68L67 112H65V110L63 111V110H61V111H59V113L57 114V116H56V120L61 116V117H64ZM94 115H97V114H95L94 113ZM111 115V114H110ZM116 115V114H115ZM117 115H120V113L119 114H117ZM120 115V116H121ZM149 115V114H148ZM150 115H152V113H150ZM185 115V114H184ZM187 115V114H186ZM208 115V114H207ZM230 115V114H229ZM28 116V115H27ZM80 116V115H79ZM90 116V115H89ZM99 116H100V114H99ZM98 116V117H99ZM101 116H103V114H101ZM112 116V115H111ZM132 116V118H130ZM145 116H143V119H145L144 117ZM179 116V115H178ZM202 116V115H201ZM246 116V115H245ZM81 117V116H80ZM95 117V116H94ZM97 117V118H98ZM106 117V116H105ZM116 117H119V116H116ZM122 117V116H121ZM148 117V116H147ZM146 117V118H147ZM150 117V116H149ZM188 117V116H187ZM204 117V116H203ZM220 117V116H219ZM230 117H232V116H230ZM90 118H91V116H90ZM113 118H114V116H113ZM123 118V117H122ZM180 118H181V116H180ZM190 118V117H189ZM218 118V117H217ZM241 118V117H240ZM81 119V118H80ZM86 119H88V118H85V120ZM110 118H109V115H108V120H109ZM148 119V118H147ZM185 119V118H184ZM38 120V119H37ZM62 120V119H61ZM73 120V121H74ZM78 120V119H77ZM103 120H104V118H103ZM106 120H107V117H106ZM105 120V121H106ZM123 120V119H122ZM140 120V119H139ZM164 120V119H163ZM208 120V119H207ZM219 120V119H218ZM220 120H222V119H220ZM214 121L213 122V120L211 119V120H209V122L211 121V123L210 124H208L207 126H205V124L203 125V127L205 126V131L207 130V133H205L204 131V135L203 136H199V134L196 136V138H190V141H185V142H182L181 144H182V146H184V148H185V152H189V151H191V150H194L195 148H199V147H201V146H203L204 144H207V143H209V142H211V141H213L214 139H216L217 137H219L221 134H222V132L221 131H219L218 129H220V128H229V130L231 131V129H233L234 130V132H236V131H238V130H240V129H242L241 127H243V129L245 130V128H244V126H242L241 125V122L240 121H236V122H234L233 124H231V122H232V119H230V118H227V114H226V116H225V119L223 120V121ZM234 120V119H233ZM237 120H239L238 118H237ZM5 120H3V119H0V122H4ZM72 121V122H73ZM82 122H83V120H81ZM80 121V122H81ZM88 121H89V119H88ZM95 121V120H94ZM104 121V123H106ZM121 121V120H120ZM119 121V122H120ZM137 121V120H136ZM135 121V122H136ZM143 121V120H142ZM147 121V120H146ZM181 121H184V120H181ZM189 121H190V119H189ZM226 121L228 122H230L229 124L230 125H226L225 123H226ZM62 122V121H61ZM76 122V121H75ZM81 122V123H82ZM97 122H99V119H98V121ZM153 122H158V121H153ZM100 123H102V122H100ZM138 123V122H137ZM137 123H136V127H137ZM144 123V122H143ZM159 123H162L161 121L159 122ZM184 123V122H183ZM206 123V122H205ZM55 124V123H54ZM70 124V123H69ZM72 124V123H71ZM71 124H70V126H71ZM83 124V123H82ZM81 124V125H82ZM88 124V123H87ZM95 124V123H94ZM94 124H91V125H94ZM97 124H99V123H97ZM158 126H160V124H158V123H156ZM164 123H162L161 125H163ZM244 125H245V123H243ZM251 124V123H250ZM56 125H58V121H57V124ZM62 125V124H61ZM66 125V123H64V126ZM74 125H77V123L76 124H74V122H73V126ZM86 125V124H85ZM105 125V124H104ZM145 125V124H144ZM165 125V124H164ZM16 126V125H15ZM49 126V125H48ZM66 126H68V125H66ZM102 126V125H101ZM106 126V125H105ZM138 126H139V124H138ZM148 126H151V124L150 125H148ZM152 126H153V124H152ZM51 127V126H50ZM53 127H54V125H53ZM59 127V126H58ZM63 127V126H62ZM80 127V126H79ZM89 127V126H88ZM94 127H96V125L95 126H93V127H91V128H94ZM99 127V126H98ZM97 127V128H98ZM134 127V126H133ZM135 127V128H136ZM143 127V126H142ZM146 127V126H145ZM145 127H144V129H145ZM167 127H169V126H167ZM233 127V128H232ZM245 127H247V126H245ZM29 128H27V129H29ZM37 128V127H36ZM40 128V127H39ZM57 128V127H56ZM71 127H69V129H70ZM73 128V127H72ZM100 128V127H99ZM154 128H155V124H154ZM154 128H151V129H154ZM160 128H162V127H160ZM173 128V127H172ZM177 128V127H176ZM175 128V129H176ZM54 129V128H53ZM58 129V128H57ZM65 129V128H64ZM67 129V128H66ZM74 129V128H73ZM81 129H82V127H81ZM89 129V128H88ZM95 129V128H94ZM102 129V128H101ZM140 129V128H139ZM139 129H137L138 131H140ZM148 128H146V130H147ZM150 129V130H151ZM157 129V128H156ZM163 129V128H162ZM171 129V128H170ZM195 129V128H194ZM197 129V128H196ZM202 129V128H201ZM16 130V131H15ZM41 130H43L44 131V129H41ZM41 130H39L40 132H39V135H40V133H41ZM45 130H47V129H45ZM48 130H49V128H48ZM50 130H52V129H50ZM62 129H60V131H61ZM75 130H77V129H75ZM85 130V129H84ZM99 130V129H98ZM97 130V131H98ZM136 130V129H135ZM146 130H145V132H146ZM155 130V129H154ZM160 130V129H159ZM28 131V130H27ZM66 131V130H65ZM71 131V130H70ZM129 131H131V129L129 130ZM134 131V130H133ZM143 131V130H142ZM161 131V130H160ZM198 131V130H197ZM14 132H19L18 133V135L16 134V135H13V133ZM25 132V131H24ZM23 132V133H24ZM52 132V131H51ZM77 132V131H76ZM88 132V131H87ZM93 132H94V130H93ZM100 132V131H99ZM104 132V131H103ZM102 132V133H103ZM144 132V133H145ZM148 132V131H147ZM225 132V131H224ZM55 133V132H54ZM68 133V132H67ZM70 133V132H69ZM95 133H96V131H95ZM98 133V132H97ZM122 133V132H121ZM126 133V132H125ZM150 133V132H149ZM160 133V132H159ZM162 133V132H161ZM164 133V132H163ZM34 134V133H33ZM44 134H45V132H44ZM74 134H75V131H74ZM130 134V133H129ZM128 134V135H129ZM150 134H152V133H150ZM155 134V133H154ZM225 134V133H224ZM43 135V134H42ZM46 135V134H45ZM54 135V134H53ZM56 135V134H55ZM60 135V134H59ZM70 135V134H69ZM132 135V134H131ZM142 135V134H141ZM148 134H146L145 136H147ZM153 135V134H152ZM160 135V134H159ZM159 135H157L156 134V136L155 137H153V139L154 138H156V137H158ZM201 135V134H200ZM5 136H7V137H5ZM48 136V135H47ZM60 136H62V135H60ZM63 136H65V135H63ZM97 136V137H96ZM126 136V135H125ZM134 136V135H133ZM9 137V138H10ZM25 137V136H24ZM31 137V136H30ZM50 137H51V135H50ZM53 137V136H52ZM75 137V136H74ZM131 137V136H130ZM136 137H138V135H136ZM142 137V136H141ZM190 137V136H189ZM29 138V137H28ZM27 138V139H28ZM43 138V137H42ZM41 138V139H42ZM62 138V137H61ZM119 138H120V136H119ZM118 138V139H119ZM123 138V137H122ZM148 138H152V137H148ZM48 139V138H47ZM46 139V140H47ZM60 139V138H59ZM65 139V138H64ZM117 139V140H118ZM121 139V138H120ZM125 139V138H124ZM132 139V138H131ZM145 139H147V137L145 138ZM187 139V138H186ZM6 140H8V139H6ZM11 140H9L8 142H10ZM16 140V139H15ZM31 140V139H30ZM63 140V139H62ZM72 139H68V141L67 140H65L64 141V147L63 148H65L66 147V149H68V151L70 150V148H73L74 147V145H73V147H72V141H71ZM99 140V139H98ZM138 140V139H137ZM140 140H142V139H140ZM149 140H151V139H149ZM148 140V141H149ZM1 141H4V140H1ZM23 141H24V138H23ZM27 141V140H26ZM29 141V140H28ZM36 141V140H35ZM47 141H49V140H47ZM52 141H55V140H52ZM67 141V142H66ZM100 141H102V139L100 140ZM99 141V142H100ZM145 141V140H144ZM30 142V141H29ZM51 142V141H50ZM58 142H60V140L58 141ZM75 142V141H74ZM73 142V143H74ZM135 142H136V140H135ZM138 142H139V140H138ZM1 143V142H0ZM5 143V142H4ZM13 143V142H12ZM22 142L20 141V142H16V145H19V144H21ZM24 143V142H23ZM38 143H39V141H38ZM38 143H36V144H38ZM49 143V142H48ZM89 143V142H88ZM87 143V144H88ZM90 143H91V141H90ZM97 143V142H96ZM119 143V142H118ZM141 143V142H140ZM147 143V142H146ZM149 143V142H148ZM178 143V142H177ZM179 143H180V141H179ZM2 144H3V142H2ZM28 144V143H27ZM27 144H26V146H27ZM55 144H57V142L55 143ZM76 144V143H75ZM80 144V143H79ZM87 144H85L86 146H90L91 148H93V145H87ZM94 144V143H93ZM101 144V143H100ZM132 144V143H131ZM136 143H134V145H135ZM8 145V144H7ZM9 145H11V144H9ZM25 145V144H24ZM30 145V143L28 144V146ZM41 145V144H40ZM51 145V144H50ZM78 145V144H77ZM83 145V144H82ZM81 145V146H82ZM95 145V144H94ZM133 145V144H132ZM133 145V146H134ZM139 145V144H138ZM177 145V144H176ZM3 146H5V145H3ZM21 146V145H20ZM27 146V147H28ZM33 146H34V144H33ZM42 146V145H41ZM45 146H47V145H45ZM76 146V145H75ZM97 146V145H96ZM122 146V145H121ZM131 146V145H130ZM136 146V145H135ZM140 146V145H139ZM1 147V146H0ZM25 147V146H24ZM53 147V146H52ZM78 147H79V145H78ZM78 147L76 148V150H78ZM102 148H103V146H101ZM142 147V146H141ZM14 148V147H13ZM22 148V147H21ZM39 148H41V147H39ZM54 148H56V147H54ZM54 148H53V150H54ZM59 148H60V146H59ZM96 147H94V149H91V150H96L95 149ZM125 148V147H124ZM128 148V147H127ZM11 149H12V147L9 149L8 148V150L9 151H11ZM29 149V148H28ZM32 149V148H31ZM36 149V148H35ZM48 149V148H47ZM61 149V148H60ZM59 149V151H62V150H60ZM74 149L75 148H73V150H70L71 151V154L72 153H74ZM82 149V148H81ZM88 149V148H87ZM122 149V148H121ZM137 149V148H136ZM2 150V149H1ZM3 150H4V148H3ZM14 149H12V151H13ZM18 150V149H17ZM20 150V149H19ZM32 150H34V149H32ZM38 150V149H37ZM53 150L51 149V151L53 152ZM131 150V149H130ZM28 151H30V149L28 150ZM28 151H25V152H28ZM46 151L47 150H45V153H46ZM50 151V150H49ZM49 151H47V152H49ZM67 151V152H68ZM96 151H98V150H96ZM99 151H100V147H99ZM98 151V152H99ZM118 151V150H117ZM134 151V150H133ZM17 152H19V151H17ZM42 152H44V151H42ZM42 152H41V154H42ZM65 152V151H64ZM86 152V154H87V151H85ZM90 152V151H89ZM101 152V151H100ZM107 152H108V150H107ZM184 152V151H183ZM5 153H6V150H5ZM12 153V152H11ZM14 154H15V152H13ZM12 153V154H13ZM31 153H32V151H31ZM34 153V152H33ZM38 153V152H37ZM40 153V152H39ZM38 153V154H39ZM55 153H57V152H55ZM54 153V154H55ZM76 153H78V152H76ZM95 153V152H94ZM103 153V152H102ZM114 153V152H113ZM128 153V152H127ZM126 153V154H127ZM167 153V152H166ZM169 153V152H168ZM182 153V152H181ZM4 154V153H3ZM7 154V153H6ZM9 154H10V152H9ZM8 154V155H9ZM30 154V153H29ZM41 154H40V156H41ZM47 154V153H46ZM51 154V153H50ZM67 154V153H66ZM70 154V153H69ZM81 154H82V152H81ZM80 154V156H82ZM83 154H84V152H83ZM100 154V153H99ZM104 154V153H103ZM15 155H18L17 157L19 158L18 159V162H19V160L22 162V163H24V164H28V166H29V164H31L32 162H33V159H34V157L33 156H30V157H28V156H25V154L23 155V157H20V154H15ZM28 155V154H27ZM32 155V154H31ZM35 155H36V153H35ZM34 155V156H35ZM43 155V154H42ZM49 155V154H48ZM48 155H44V156H48ZM68 155V154H67ZM87 155H89V154H87ZM91 155H93V154H91ZM90 155V156H91ZM94 155H96L97 156V154H94ZM102 155V154H101ZM107 155V154H106ZM165 155V154H164ZM164 155H162V156H164ZM194 155H195V153H194ZM193 154H192V156H194ZM0 156H1V154H0ZM39 156V157H40ZM66 156V155H65ZM70 156H72V155H70ZM124 156V155H123ZM178 156V155H177ZM176 156V157H177ZM2 157H3V155H2ZM5 157V156H4ZM6 157H7V155H6ZM5 157V158H6ZM16 157V156H15ZM17 157H16V159H17ZM33 157V158H32ZM37 157H38V155H37ZM88 158H89V156H87ZM87 157H86V161H87ZM101 157V156H100ZM122 157V156H121ZM168 156H166V158H167ZM171 157H173V156H171ZM175 157V158H176ZM190 157V156H189ZM9 158V157H8ZM11 158H13V156L11 157ZM45 158V157H44ZM50 158H51V156H50ZM70 158V157H69ZM74 158H75V155H74ZM95 158V157H94ZM94 158H93V161H94ZM102 158V157H101ZM105 158V157H104ZM108 158V157H107ZM154 158V157H153ZM174 158V159H175ZM14 159V158H13ZM35 159H37V158H35ZM41 159H43L42 157H41ZM40 159V160H41ZM49 159V158H48ZM47 159V160H48ZM60 159V158H59ZM76 159H78V157L76 158ZM83 159V158H82ZM109 159V158H108ZM168 159V158H167ZM173 159V158H172ZM1 160V159H0ZM6 160H7V158H6ZM5 160V161H6ZM9 160H11L10 158L8 159V161ZM46 160V159H45ZM50 160V159H49ZM52 160V159H51ZM72 161H73V157H72V159H71ZM160 160V159H159ZM161 160H163V159H161ZM2 161V160H1ZM4 161V160H3ZM2 161V162H3ZM4 161V162H5ZM15 161V160H14ZM36 161H38V160H36ZM35 161V162H36ZM55 161H57V160H55ZM75 161V160H74ZM85 161V162H86ZM100 161V159L98 160V162ZM103 161H104V159H103ZM112 161V160H111ZM156 161V160H155ZM170 161V160H169ZM168 161V162H169ZM3 162V165L5 166V163ZM10 162V161H9ZM8 162V163H9ZM18 162H16V164L17 165H19L18 164ZM51 162V161H50ZM59 162H61L62 163V161H60L59 160ZM65 162L66 163H68L69 161H64L63 163L65 164ZM80 162V161H79ZM79 162H77V163H79ZM85 162H82V163H84L85 164ZM95 162H97V159H96V161ZM94 162V163H95ZM97 162V163H98ZM105 162V161H104ZM114 162V161H113ZM164 162V161H163ZM20 163V162H19ZM39 163V162H38ZM44 163V162H43ZM57 163V162H56ZM73 163H75L76 164V162H73ZM81 163V164H82ZM90 163H91V161H90ZM90 163L88 164V165H90ZM93 163V164H94ZM96 163V164H97ZM172 163V162H171ZM24 164H23V166H24ZM34 164H36V163H33V166H34ZM87 164V163H86ZM85 164V165H86ZM106 164H107V161H106ZM105 164V165H106ZM110 164V163H109ZM152 164V163H151ZM166 164H169V163H166ZM7 165V164H6ZM12 165V164H11ZM11 165H10V168H11ZM39 165H41V164H39ZM61 165V164H60ZM80 165V164H79ZM83 165V164H82ZM102 165V164H101ZM113 165V164H112ZM154 165V164H153ZM162 165H163V163H162ZM1 166H2V164L0 165V169H1ZM33 166H32V164H31V167H32V169H33ZM37 166H38V164H37ZM45 167L46 166H50L51 168L53 167V168H55L56 169V167H57V165L55 164V162H54V164L52 165V163H46V165H44ZM59 166V165H58ZM65 166V165H64ZM77 167H78V165H76ZM91 166H93V165H91ZM97 166V165H96ZM96 166L94 167V168H96ZM108 166V165H107ZM167 166V165H166ZM8 167V166H7ZM14 167H16V166H14ZM40 167V166H39ZM60 167V166H59ZM58 167V168H59ZM68 167V166H67ZM67 167H65L66 169H67ZM90 167V166H89ZM93 167H91V168H93ZM97 167H99V164H98V166ZM106 167V166H105ZM149 167H151V166H149ZM155 167H158V165L157 166H155ZM155 167H154V170H155ZM165 167V166H164ZM164 167L162 168V169H164ZM3 168V167H2ZM19 168V167H18ZM22 168V167H21ZM30 168V167H29ZM34 168H37V167H34ZM41 168H43V166L41 167ZM48 168V167H47ZM57 168V169H58ZM63 168V167H62ZM104 168V167H103ZM107 168V167H106ZM8 169H9V167L6 169L7 171H8ZM16 169V168H15ZM25 169V168H24ZM64 169V168H63ZM78 169V168H77ZM157 169H159V168H157ZM162 169H161V171H162ZM168 169V168H167ZM10 170H12V169H10ZM9 170V171H10ZM43 170H44V168H43ZM46 170V169H45ZM48 170V169H47ZM68 170V169H67ZM75 170H76V168H75ZM81 170H82V168H81ZM86 170V169H85ZM137 170V169H136ZM160 170V169H159ZM9 171H8V173H9ZM30 171V170H29ZM36 171V170H35ZM56 171H58V170H56ZM66 171V170H65ZM78 171V170H77ZM77 171H76V173H77ZM79 171H80V169H79ZM102 171H104V170H102ZM140 171V170H139ZM146 171V170H145ZM0 172H1V170H0ZM6 172V171H5ZM11 172V171H10ZM14 172V171H13ZM13 172H11V174H13ZM40 172V171H39ZM45 171H43V173H44ZM75 172V171H74ZM147 172V171H146ZM154 172V171H153ZM157 172H158V170H157ZM156 172V174H158ZM7 173V172H6ZM5 173V174H6ZM18 173H20V171L18 172ZM26 173V172H25ZM24 173V174H25ZM49 173V172H48ZM75 173V174H76ZM79 173V172H78ZM81 173V172H80ZM94 173V172H93ZM95 173H96V170H95ZM103 173V172H102ZM138 173V172H137ZM148 173H150V172H148ZM148 173H147V175H148ZM161 173H163V171L161 172ZM160 173V174H161ZM2 174H4V173H2ZM1 173H0V179L1 180H3V179H5L6 178V176H4V175H2ZM16 174V173H15ZM22 174V173H21ZM20 174V175H21ZM30 174H31V172H30ZM34 174H37L38 175V171H37V173H34ZM40 174V173H39ZM45 174H47L46 172H45ZM86 174V173H85ZM99 174V173H98ZM104 174V173H103ZM136 173H134V175H135ZM144 174V173H143ZM7 175V174H6ZM27 175H28V173H27ZM36 175V176H37ZM41 175H43L42 174V170H41ZM48 175V174H47ZM49 175H51V173H49ZM48 175V176H49ZM57 175V174H56ZM55 175V176H56ZM84 175V174H83ZM88 175V174H87ZM90 175V174H89ZM133 175V174H132ZM153 175H154V173H153ZM152 175V176H153ZM159 175V174H158ZM2 176V177H1ZM10 176V175H9ZM38 176H40V175H38ZM66 176V175H65ZM64 176V177H65ZM68 176V175H67ZM76 176V175H75ZM86 176V175H85ZM131 176V175H130ZM157 176V175H156ZM155 176V177H156ZM13 177V176H12ZM44 177H46V175H44ZM51 177V176H50ZM58 178H59V176H57ZM56 177V178H57ZM63 177V176H62ZM68 177H70V176H68ZM80 177H83L82 175L80 176ZM89 177V176H88ZM87 177V178H88ZM97 177V176H96ZM100 177H102V176H100ZM134 177V176H133ZM138 177V176H137ZM146 177V176H145ZM154 177V178H155ZM158 177V176H157ZM162 177V176H161ZM18 178V177H17ZM16 178V179H17ZM20 178V180L18 181V182H16V184H19V186H20V184H22L23 183V185H22V189H23V186H27L28 188H30L29 186H28V184H29V178L28 179H26L25 180V177H24V175L22 176L21 175V177H19ZM39 178V177H38ZM53 178V177H52ZM85 179H86V177H84ZM98 178V177H97ZM108 178H109V172H108ZM148 178V177H147ZM7 179H8V177H7ZM63 179V178H62ZM70 179H72V178H70ZM94 179H95V177H94ZM103 179V178H102ZM129 179H131V178H129ZM133 179V178H132ZM150 179V178H149ZM9 180V179H8ZM37 180V179H36ZM43 180H45V179H43ZM54 180V179H53ZM61 180V179H60ZM65 180V179H64ZM82 180V179H81ZM89 180V179H88ZM96 180V179H95ZM95 180H94V182H95ZM101 180V179H100ZM99 180V181H100ZM109 180V179H108ZM107 180V181H108ZM139 180V179H138ZM146 180H148V179H146ZM155 180H157V178L155 179ZM161 180V179H160ZM14 181H16V180H14ZM13 181V182H14ZM142 181H144L143 179H142ZM1 182V181H0ZM11 182V181H10ZM131 182V181H130ZM134 182V181H133ZM139 182V181H138ZM147 182V181H146ZM79 183V182H78ZM87 183V182H86ZM85 183V184H86ZM103 183H105V182H103ZM102 183V184H103ZM126 183H128V182H126ZM125 183V184H126ZM140 183V182H139ZM12 184V183H11ZM80 184H81V182H80ZM79 184V185H80ZM82 184H83V182H82ZM84 184V185H85ZM144 184H146V183H144ZM14 185H15V183H14ZM90 185V184H89ZM97 185H98V180H97ZM97 185H95V186H97ZM100 185V184H99ZM152 184H150L149 185V183H148V186H151ZM19 186H17V188L19 187ZM56 186H58V184L56 185ZM88 186V185H87ZM105 186H106V184H105ZM128 186V185H127ZM135 185L133 184L132 185V187H134ZM137 186H139V185H137ZM144 186V185H143ZM145 186H147V184L145 185ZM54 187H55V185H54ZM76 187H78V186H76ZM80 187V186H79ZM99 187V186H98ZM102 187V186H101ZM131 187V188H132ZM31 188H33V190L35 191H37V189L36 188H34V187H31ZM81 188V187H80ZM124 188V187H123ZM122 188V189H123ZM129 188V187H128ZM131 188H129V189H131ZM135 188H137V187H135ZM141 188H142V186H141ZM155 188V187H154ZM76 189V188H75ZM87 189H88V187H87ZM94 189V188H93ZM102 189V188H101ZM100 189V190H101ZM139 189H140V187H139ZM143 189V188H142ZM141 189V190H142ZM150 189H153V187L152 188H150ZM19 190V189H18ZM84 190V189H83ZM140 190V191H141ZM98 191H99V188H98ZM124 191V190H123ZM39 192V191H38ZM86 192V191H85ZM96 191H94V193H95ZM125 192V191H124ZM130 192V191H129ZM142 192H143V190H142ZM79 192H77V194H78ZM98 193V192H97ZM134 193V192H133ZM16 194V193H15ZM87 194V193H86ZM121 194V193H120ZM127 194H128V192H127ZM126 194V195H127ZM98 195V194H97ZM96 195V196H97ZM114 195V194H113ZM138 195H139V192H138ZM147 195V194H146ZM95 196V195H94ZM135 196V195H134ZM136 196H137V194H136ZM91 197H93V196H91ZM99 197V196H98ZM129 197V196H128ZM138 197V196H137ZM141 197V196H140ZM83 198H85V197H83ZM94 198V197H93ZM10 199V202H12L11 201V198H9ZM72 199H73V197H72ZM120 199H121V197H120ZM129 199V198H128ZM142 199V198H141ZM13 200V199H12ZM17 200V199H16ZM113 200V199H112ZM88 201V200H87ZM115 201H116V199H115ZM122 201V200H121ZM69 202V201H68ZM77 202V201H76ZM8 203V202H7ZM88 203V202H87ZM91 203V202H90ZM71 204V203H70ZM75 204V203H74ZM112 204H113V201H112ZM79 205H82V203L81 204H79ZM84 205V204H83ZM91 205H93V204H91ZM90 205V206H91ZM97 205V204H96ZM88 206V205H87ZM74 207V206H73ZM77 207V206H76ZM79 207V206H78ZM111 207V206H110ZM64 208H66V207H64ZM94 208H96V207H94ZM100 208V207H99ZM86 208H84V210H85ZM62 210V209H61ZM75 210V209H74ZM80 210V209H79ZM54 211H55V209H54ZM58 211H59V209H58ZM91 211H93V210H91ZM96 211V210H95ZM51 212H52V210H51ZM50 212V213H51ZM80 212H82V211H80ZM38 213V212H37ZM58 213V212H57ZM72 213V212H71ZM78 213V212H77ZM79 214V213H78ZM81 214V213H80ZM32 215V214H31ZM46 215V214H45ZM95 215V214H94ZM34 216V215H33ZM36 216V215H35ZM75 216H76V214H75ZM74 216V217H75ZM30 219H31V217H29ZM39 219V218H38ZM50 220V219H49ZM38 221V220H37ZM34 222V221H33ZM15 234V233H14ZM22 235V234H21ZM20 235V236H21ZM22 237V236H21ZM20 238V237H19ZM16 246V245H15ZM12 248V247H11ZM16 248H14L13 250H15ZM17 249H19V248H17ZM16 249V250H17ZM21 249V248H20ZM21 251V250H20ZM19 250H18V252H17V254H15V256L16 255H18V253L20 252ZM13 254V253H12ZM21 254V253H20ZM20 254H19V257H21L20 256ZM23 254V253H22ZM21 254V255H22ZM36 255V254H35ZM14 256V257H15ZM17 257V256H16ZM18 257V258H19ZM23 257V256H22ZM24 258V257H23ZM20 259V258H19ZM27 260V259H26ZM21 262H23V260L21 259Z\"/></svg>",
	"mask_w": 264,
	"mask_h": 264
},
{
	"label": "snow or ice",
	"instance_id": "6c2138e0",
	"mask_svg": "<svg viewBox=\"0 0 264 264\" xmlns=\"http://www.w3.org/2000/svg\"><path fill=\"white\" fill-rule=\"evenodd\" d=\"M24 2L33 3L34 0H24ZM36 2H38V0H36ZM100 2L105 3L106 5L108 4V0H100ZM175 2H176V0H154V7L157 8V9L163 8L167 13H173L174 9H173L172 5ZM125 3L127 4V6L129 8H132V7L135 6L136 3H141V4L145 3V0H125ZM109 6H111V5H109ZM175 15L177 17H179L180 13L179 12H175ZM65 91L66 90H60L57 93V95L62 97L63 95H65ZM119 143L126 145L128 142L124 141V140H121V141H119ZM118 159H120L119 156L113 157L114 161H116Z\"/></svg>",
	"mask_w": 264,
	"mask_h": 264
}]
</instances>
